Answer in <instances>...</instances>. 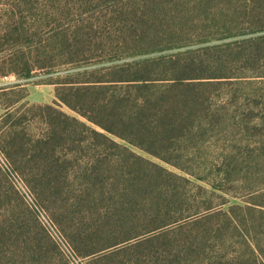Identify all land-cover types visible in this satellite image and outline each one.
Segmentation results:
<instances>
[{
    "label": "rangeland",
    "instance_id": "374dc122",
    "mask_svg": "<svg viewBox=\"0 0 264 264\" xmlns=\"http://www.w3.org/2000/svg\"><path fill=\"white\" fill-rule=\"evenodd\" d=\"M41 1L46 0H31L37 6L41 5ZM134 1L49 0L60 5L62 9L59 13L43 17L37 13V20H33L23 11L26 17L24 23L26 26L39 24L37 37L31 38L30 43L43 39L41 44H47L45 38L48 33L53 34L58 29L71 32L74 29L76 38L74 40L69 35L68 42L73 48H79V38L90 39L81 47L89 50V55L83 57L91 58L116 48L117 51L122 49L119 48L121 43L115 40L121 34L119 26L124 29L123 34H128L141 29L153 31L156 26L163 25L162 32L165 33L161 32V37L141 44L143 48H149L145 52L80 64L81 55H63V47H54L53 52L40 63L51 64L49 68L36 69L29 76H18L13 71L4 70L23 71L35 59L21 57V53L11 51L16 46L10 39L0 41V46L9 49L0 53V151L22 176L36 201L47 211L74 251L65 252L57 245L0 168V264H264V75H254L253 70L245 69L243 76L211 81L200 88V92L196 93L200 98L197 102V118L201 122L196 131L198 136L192 139L190 133L183 135L178 132L179 135L165 152L172 164L129 145L136 154L187 176L195 184L205 188H209V182L216 184L219 188L214 189L211 207L122 240L108 247L107 251L103 249L101 253L86 255L87 236L78 224L81 212L73 211L72 206L76 195L66 193V208H63L60 199L43 182V178L48 176L73 178L80 171L60 167L50 169L47 155L38 152L37 138L46 126L43 119H54L55 114L53 110L42 109L37 104L49 103L105 133L57 100L54 94L57 78L85 68L209 44L214 41L213 38L208 41L192 40L209 32L207 26L196 24L197 18L216 17L215 13L242 2L153 0L148 7L128 5L125 6L127 11L124 6L120 8L124 4H135ZM2 5L3 0H0V7ZM173 5H178L180 10L163 15ZM108 6L123 12L114 16L115 19L110 18ZM1 23L3 20H0ZM261 33L264 30L247 31L230 38ZM230 38H220V41ZM49 41L52 43L53 39ZM29 42L25 39L19 43L20 52L31 48ZM134 48H140V44L122 50ZM75 127L81 128L78 125ZM106 134L128 145L119 137ZM83 135L88 137L92 133L83 131ZM88 140L81 143L82 146ZM98 140L99 150L111 155L115 150L121 152V148L112 147L107 139L98 136ZM181 168L204 177L206 182ZM195 184H187L190 193H194ZM204 193L199 198H207ZM101 240L112 239L103 236Z\"/></svg>",
    "mask_w": 264,
    "mask_h": 264
},
{
    "label": "trees",
    "instance_id": "16d2710c",
    "mask_svg": "<svg viewBox=\"0 0 264 264\" xmlns=\"http://www.w3.org/2000/svg\"><path fill=\"white\" fill-rule=\"evenodd\" d=\"M152 1L136 0L135 4H124L120 8L124 6L126 10L128 5L148 7ZM113 7L108 6L110 18L123 12ZM61 9L59 4L49 0L41 1L40 6L31 0H3L0 7V20H3L0 41L10 39L16 46L11 51L21 53V57L35 59L23 71H4L29 76L36 69L49 68L51 64L40 63L53 52L54 47H63V55H89V50L82 47L90 39L79 38V48H73L68 42L69 35L74 40L76 38L74 29L71 32L58 29V32L48 33L45 38L47 44H41L43 39H38L37 44L29 42L37 37L39 24L26 26L23 11L37 20V13L42 17L56 15ZM178 10V5H173L163 15ZM215 14L216 17L197 18L196 24L207 26L209 32L192 39L208 41L213 38L214 41L209 44L85 68L64 74L54 81L57 100L105 133L49 103L37 104L42 109L53 110L55 114L54 119H43L46 126L37 138L38 152L47 155L50 169L60 167L80 171L73 178L48 176L43 178V182L60 199L63 208H66L65 194L71 192L76 195L72 206L73 211L81 212L78 224L87 236L84 254H98L103 249L107 251L108 247L122 240L163 227L213 205L211 197L214 189L219 188L216 184L209 182V188L195 184L187 176L136 154L129 145L172 164L165 152L179 135L178 132L183 135L190 133L192 139L198 136L196 131L201 122L197 118V102L200 98L196 93L203 85L243 76L245 69L253 70L254 75H264V33L230 38L247 31L264 30V0H242ZM119 27L121 34L115 39L121 43L119 48L139 44L140 48L120 51L116 48L96 58L83 57L78 63L145 52L149 48H143L142 43L155 41L153 38L157 39L165 33L162 32L163 25L156 26L153 31L141 29L128 34H123L124 29ZM227 37L230 39L220 41V38ZM25 39L31 48L20 52L19 43ZM6 49L0 46V53ZM76 125L81 128L76 129ZM83 131L92 135L87 137ZM106 133L119 137L128 145L115 141ZM98 136L110 141L112 147L121 148V152L115 150L111 155L99 150ZM87 138L89 142L82 146ZM181 169L206 182L204 177ZM106 172L112 174L107 175ZM187 184H195L194 193L189 192ZM203 193L208 196L206 199L199 198L203 197ZM190 206L196 208L191 209ZM103 236L112 240L103 242Z\"/></svg>",
    "mask_w": 264,
    "mask_h": 264
},
{
    "label": "built area",
    "instance_id": "2783aa9c",
    "mask_svg": "<svg viewBox=\"0 0 264 264\" xmlns=\"http://www.w3.org/2000/svg\"><path fill=\"white\" fill-rule=\"evenodd\" d=\"M0 168L6 174L16 191L23 197L25 202L33 209L39 222L48 232L51 238L65 252L74 253L72 247L56 227L47 211L36 201L30 188L22 176L13 168L6 156L0 151Z\"/></svg>",
    "mask_w": 264,
    "mask_h": 264
}]
</instances>
